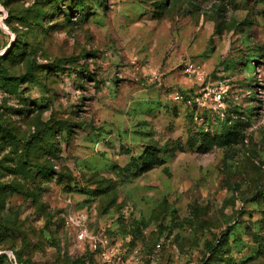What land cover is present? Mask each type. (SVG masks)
<instances>
[{"label":"rangeland","instance_id":"1","mask_svg":"<svg viewBox=\"0 0 264 264\" xmlns=\"http://www.w3.org/2000/svg\"><path fill=\"white\" fill-rule=\"evenodd\" d=\"M61 1L0 0L1 67L37 66L33 83L0 77V264H264V0H82L72 23ZM10 43L22 58L4 57ZM56 122L71 132L31 157L41 179L16 155ZM148 147L160 166L115 170Z\"/></svg>","mask_w":264,"mask_h":264},{"label":"trees","instance_id":"2","mask_svg":"<svg viewBox=\"0 0 264 264\" xmlns=\"http://www.w3.org/2000/svg\"><path fill=\"white\" fill-rule=\"evenodd\" d=\"M54 3V6L56 7V10L58 12H61L60 10H58V3L61 4V0H50V2ZM85 5L83 3L82 0H75L72 3V9L70 8V12L68 14H64V16H66L63 20L66 23H72L73 21L70 20L71 18V14L75 13L78 14V21L81 19V17H84L85 15ZM74 11V12H73ZM57 14V13H56ZM40 19H39V23L41 24V21L43 20V18H46L47 16L45 14L40 13ZM47 22V21H46ZM40 29L42 27H39ZM8 47V50L5 51L4 53V57L6 58H12V61L15 60L13 58H22L24 55V49L23 47H20L17 44L14 43H10ZM6 46V47H7ZM1 58V57H0ZM1 61V59H0ZM37 68L36 65H34L33 63H30L29 65H27L26 70H25V74L23 76H18V77H12L10 75H8V73L6 72V69L1 67L0 64V77L3 80H6L9 84L11 85H19V84H24L27 82L33 83L35 82V77H34V70ZM82 76V75H81ZM86 78H91L93 81V84H95L96 81H94L93 76L91 75H87ZM182 92V91H181ZM183 93V92H182ZM184 95V94H182ZM184 104H185V99H184ZM206 118H204L203 120H205ZM233 120H235V117L232 115L226 116L222 119V121H220V128H228L230 124H232ZM56 125H54V127H46V129L48 131H40L37 133V137H33L36 138V142H26L27 147H22L21 151H19L18 154H20L19 156H17L16 154V158L18 160H22L24 161L25 164L31 166L34 171H36V176L40 177L41 179L44 176H49V172H50V168L45 167L44 165H36L34 163H32L31 157L32 156H36V157H53L54 156V151L55 148L52 147L49 142H48V138L49 136H47V134H50V136L54 135L55 133L58 135H65L70 133L71 130L68 129L67 126H62L61 124H59L58 122L55 123ZM220 132V131H219ZM233 135L231 137V135H226L224 136V133L220 134V139H219V145H229L230 143H233L236 138H237V133H235V131H233ZM200 135H208L207 132H200ZM230 136V137H229ZM7 138L12 141L15 142L17 140H19L15 135L8 133ZM205 139L203 138V140H201V142H204ZM204 144V143H203ZM200 147H202V145H200ZM18 164V163H17ZM162 164V161L159 160L157 158V155L154 154L151 151V148L148 147L146 149V151L140 155L139 157L135 158V159H131L130 163L127 164L124 168L121 169H115L118 172H127L128 174H132V175H139V174H143L146 173L158 166H160ZM12 189L11 186L9 185H0V193L3 190H10ZM207 260H209V258H212L216 255V253L219 251V249L221 248V246H213L212 244L207 245ZM7 260V257L5 255H2L0 257V261H4ZM75 264H81L79 262H76Z\"/></svg>","mask_w":264,"mask_h":264},{"label":"built area","instance_id":"3","mask_svg":"<svg viewBox=\"0 0 264 264\" xmlns=\"http://www.w3.org/2000/svg\"><path fill=\"white\" fill-rule=\"evenodd\" d=\"M182 74L187 77L188 79H197L199 80L201 78V66L199 63L192 62L189 59H185V61L182 62ZM183 92V91H182ZM184 94V95H182ZM211 102L215 103L218 106H221V100H222V93L221 92H212L211 95L208 97ZM185 99V104L190 105L191 100L189 99V95L185 93H176L173 97V100L176 102H182L184 103ZM198 102V101H196ZM199 104V103H198ZM86 233L84 230H81L79 233V238L80 239H85ZM159 250V245H156L154 254H157Z\"/></svg>","mask_w":264,"mask_h":264},{"label":"crops","instance_id":"4","mask_svg":"<svg viewBox=\"0 0 264 264\" xmlns=\"http://www.w3.org/2000/svg\"><path fill=\"white\" fill-rule=\"evenodd\" d=\"M173 53L170 54V57L168 58V62L167 65L169 67V72H172L173 69H171L173 67V65L175 64V59L173 58ZM170 79L168 80L170 84H179L178 89H180L181 91H184L185 89H187V86L189 84L188 80H180L179 83L177 82V77L173 76V77H169ZM173 78V79H171ZM191 81H194L195 83L197 82V79L193 80L190 79ZM198 83V82H197ZM189 87V86H188Z\"/></svg>","mask_w":264,"mask_h":264}]
</instances>
